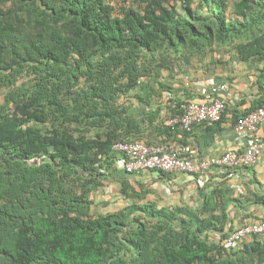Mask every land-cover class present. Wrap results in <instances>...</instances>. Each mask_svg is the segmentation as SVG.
I'll return each mask as SVG.
<instances>
[{"label": "trees", "instance_id": "1", "mask_svg": "<svg viewBox=\"0 0 264 264\" xmlns=\"http://www.w3.org/2000/svg\"><path fill=\"white\" fill-rule=\"evenodd\" d=\"M127 2L0 0V264H264V234L225 244L240 199L207 184L199 208L159 207L114 148L151 123L122 100L145 78L214 53L264 62V0ZM263 105L261 93L243 116ZM105 181L131 202L95 213Z\"/></svg>", "mask_w": 264, "mask_h": 264}, {"label": "crops", "instance_id": "2", "mask_svg": "<svg viewBox=\"0 0 264 264\" xmlns=\"http://www.w3.org/2000/svg\"><path fill=\"white\" fill-rule=\"evenodd\" d=\"M213 59L219 58L213 54L204 59H187L186 64L180 68L163 70L164 74L154 79L157 82L144 79L146 87L123 98L129 99L130 113L137 115L140 121L148 113L146 116L151 123L144 124L146 132L142 141L149 144L164 141L167 136L161 132L160 124H166L172 117L179 101L201 98L199 89L207 84L226 83L228 89L222 95L226 98L227 109L217 126L219 128L208 131L205 125L197 126L188 140L200 146V159L220 157L230 149H244L246 139L239 138L235 124L264 93L258 82L264 62H241L227 55L223 56V62H226L223 64L213 62ZM163 84L170 88H162ZM258 134L264 138V123ZM230 172L235 173V176L230 177ZM135 178L144 185L143 189L149 191L147 199L156 202L159 207L191 205L199 208L203 205L200 190L209 184L211 187L222 186L228 196L238 198L243 203H231L228 227L235 229L245 223L264 219V204L253 202L256 196L264 197V155L254 165L241 166L231 171L216 166L202 175L183 171L163 175L159 170H148L136 173ZM251 239L252 236L245 241Z\"/></svg>", "mask_w": 264, "mask_h": 264}, {"label": "built area", "instance_id": "3", "mask_svg": "<svg viewBox=\"0 0 264 264\" xmlns=\"http://www.w3.org/2000/svg\"><path fill=\"white\" fill-rule=\"evenodd\" d=\"M227 89L226 83H210L199 89L201 98L184 102L181 105L182 112L166 122L177 131V138L174 140L156 144L139 140L116 143L114 148L123 153L117 160L118 167L128 173L159 170L202 175L213 166L231 171L256 164L264 155V138L258 134L261 124L264 123V105L240 118L235 125L239 138L246 139L244 149H230L220 157L200 159V146L197 143L180 141L184 138V133L192 132L195 126L212 125L222 119L227 109L226 98L222 94ZM229 176L234 177L235 173L230 172ZM255 234H264V220L245 223L235 228L225 244L238 247Z\"/></svg>", "mask_w": 264, "mask_h": 264}, {"label": "rangeland", "instance_id": "4", "mask_svg": "<svg viewBox=\"0 0 264 264\" xmlns=\"http://www.w3.org/2000/svg\"><path fill=\"white\" fill-rule=\"evenodd\" d=\"M117 1V0H116ZM132 2V0H128L127 3ZM122 4H124L122 2ZM220 54V53H219ZM218 53H214L216 58H222L223 56L219 55ZM222 64V63H220ZM223 66V65H222ZM195 71V70H194ZM162 74H164V71H162ZM146 79V78H145ZM152 82H157V80H151ZM146 84V83H145ZM123 102L128 103V100L122 99ZM4 97L2 94V91H0V104L3 103ZM135 102H138L135 100ZM106 183L108 181H105ZM111 183H107L106 186L101 187L100 189L96 190L92 194V198L94 201L93 204V211L95 213H101V212H112L119 208H122L126 206L128 203H130V200H126L120 193L118 189V184L115 183L113 186L110 185ZM151 185V184H150ZM152 186V185H151Z\"/></svg>", "mask_w": 264, "mask_h": 264}, {"label": "water", "instance_id": "5", "mask_svg": "<svg viewBox=\"0 0 264 264\" xmlns=\"http://www.w3.org/2000/svg\"><path fill=\"white\" fill-rule=\"evenodd\" d=\"M37 161V160H36Z\"/></svg>", "mask_w": 264, "mask_h": 264}]
</instances>
